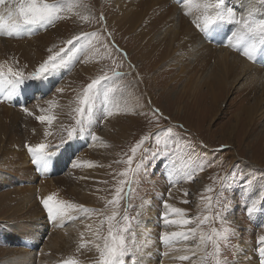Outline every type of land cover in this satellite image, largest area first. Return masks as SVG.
<instances>
[{
	"label": "rangeland",
	"instance_id": "374dc122",
	"mask_svg": "<svg viewBox=\"0 0 264 264\" xmlns=\"http://www.w3.org/2000/svg\"><path fill=\"white\" fill-rule=\"evenodd\" d=\"M109 1L116 7L105 15L103 12ZM119 1L95 0L94 10L90 0H64L59 4L60 18L55 23L35 28L25 25L19 34L13 31L11 35L5 32L0 35L22 40L32 38L38 29L54 31L61 29L63 23L66 26L72 20L76 22L78 34L71 29L73 35L58 41L56 38V43L45 50L36 65L30 62L27 68L24 64L22 68L27 75L36 71L49 55L68 48L66 41L74 34H89L88 39L80 40L65 56L68 67L60 68L44 81H25L11 96V85L6 84L0 91V103L10 109L9 115L15 116L6 120L4 115L8 114L0 105V120L5 122L0 128V134L6 135L3 139H9L12 146L19 145L24 152L31 146L45 143L49 145L47 151L56 153L48 160L46 168L35 163L36 176L32 180L24 176L22 182L12 179L1 171L2 168L9 170L10 166L0 165V178L10 180L0 188V206L5 204L0 209V264H62L69 259L79 264H98L100 250L96 245L103 248L104 238L108 236V217L113 212L117 213L111 221L113 231L130 224L129 231L124 233L126 244L135 252L140 264H145L137 248L151 244L134 239L145 220V209L151 207L160 228L183 232L182 228L189 233L188 240H180L178 247L195 250L179 255L183 264H238L242 247L251 248L245 252L252 260L254 258L255 264L264 263V254L259 251L264 247L259 241L264 235V44L257 42L254 59H249L243 45L234 47L229 43L237 25L225 24L219 32H201L196 26L200 18L196 21L191 13L185 16L181 13L185 4L192 6L195 0L191 3L188 0H156L164 8V3H168L176 9L178 14L171 13L169 17L176 18L175 28L181 27L180 22L186 20V28L182 29L187 31L180 37H173L171 32L165 36L166 27L161 29L162 25L157 27L152 23L150 11L145 9L147 6H130L126 0ZM156 1L151 0L152 5ZM196 1L201 2V13L204 3L217 2ZM19 2L7 0L3 7L0 5V10ZM47 2L56 4L57 0ZM99 3L102 9H98ZM82 4L87 10L84 15L79 12L84 9ZM225 4L233 7L239 16L247 11L250 0H225ZM66 6H73L77 14L83 16L81 20L74 17L63 22ZM256 8L257 15L264 14L259 0H256ZM2 11L8 16V12ZM157 15L163 17L160 11ZM94 28L98 30L87 32ZM222 54H226L225 59H221ZM4 62L0 59V64ZM101 75L111 79L98 86L91 116L86 112L83 117L85 132L80 134L76 123L80 119L76 112L79 100L87 85ZM209 77L215 85L202 83ZM107 87L115 90L108 93L106 101ZM106 111L112 115H106ZM41 115L54 116L55 120L51 124L41 122L38 120ZM73 128L77 130L76 139L62 148L52 147L61 139L66 140L67 131ZM89 129L96 136L95 140H91ZM145 136L150 139L138 149L134 162L129 165L131 149ZM0 154V160L10 155L6 150ZM74 163L80 166L73 167ZM129 168L133 171H128ZM42 178H51L53 187ZM58 182H64L63 191L61 185H56ZM30 187L38 191L39 203L52 194L56 200H62L64 213L72 219L60 227L55 223L45 226L39 218L32 219L28 226L17 224L23 217L20 214L26 210L16 214L13 210L20 204L18 197L29 195ZM121 188L123 198L113 204ZM56 191L65 192L67 197ZM164 200L183 210L182 214H171L167 210L169 220L188 219L190 223L177 228L172 223L165 224L161 216L165 211L162 208ZM253 201L255 207L249 213ZM74 226L77 230L71 228ZM26 250L36 252V257L28 261L21 259ZM164 261L157 260L158 264Z\"/></svg>",
	"mask_w": 264,
	"mask_h": 264
},
{
	"label": "snow or ice",
	"instance_id": "6c2138e0",
	"mask_svg": "<svg viewBox=\"0 0 264 264\" xmlns=\"http://www.w3.org/2000/svg\"><path fill=\"white\" fill-rule=\"evenodd\" d=\"M7 0H0V5L6 4ZM64 0H57L56 4H50L47 0H20L18 4H15L14 7H8L6 10L10 18H14V23L11 24L9 35L13 31L19 32L21 28L25 25L35 26H44L47 27L51 25L55 20L59 19L58 8L59 4L63 3ZM189 3L192 0H188ZM261 7H264V0H259ZM209 9H212V12H209ZM202 21V24H201ZM225 24H235L238 27L232 33V37L229 38V43L233 44L234 47H240L243 45V51L249 59H254V53L257 51V42L264 44V14L257 15L256 0H250V6L248 7L245 13L237 15V11L233 7H227L225 0H217L215 3H204L203 4V15L197 21V28L201 32H219L223 30ZM4 27L3 24H0V28ZM89 34L83 33L80 35H74L66 41L68 48H61L58 52H55L52 55H49L48 58L39 65L36 71L30 72L25 75L24 71L21 68L13 69L11 66H7V61L4 64H0V84H8L12 86L9 96L18 86L23 85L25 81L28 80H46L51 74L57 72L60 68L68 67V60L65 59L68 52H71L76 44L82 39H88ZM70 59V57H69ZM115 76L121 75L120 73H113ZM111 77L107 75H101L93 79L87 87L83 90L82 98L79 100V107L76 109V112L80 114V119L76 121L77 125L80 128V134L85 132L84 124V115L87 112L91 116L92 108L95 103V97L98 95V86L101 82H106L110 80ZM115 89L112 87H107L104 93V98L107 101L108 93L113 92ZM58 92H63L64 89H57ZM49 103H52L51 101ZM24 111L28 113V108L25 107ZM158 112V110H156ZM31 114V113H29ZM106 115H112L110 111H106ZM38 120L51 124L54 120V116L41 115L38 117ZM92 123L91 120L88 122ZM76 129H69L67 131V139H61L59 144L53 145L57 149L64 147L67 143L76 139ZM171 132V128L168 129ZM89 135L91 140H95L96 136L90 132ZM150 136H145L138 144L131 149L132 156L128 158V164L131 165L134 162L135 155L148 140ZM49 145L45 143L37 144L31 146L28 150L34 155V163H38L42 168H46L48 160L56 155L53 151H47L46 149ZM78 164H73V167H79ZM128 171H133L132 168H129ZM126 175V173H125ZM235 174H233L234 177ZM189 179L192 178L189 174ZM123 189L117 191V199L113 200V204H117L119 199L123 198L121 196ZM187 195V193H185ZM42 205L47 210V213L50 215V218L55 220L58 216L63 215L64 213V202L58 201L55 199V195H48L46 198L42 199ZM255 207V201H253V207L248 209V212L251 213ZM162 208L165 211H162L161 216L165 224H184L187 225L190 223L188 219L182 221L169 220V211L171 214H182L183 210L180 208L173 207L172 204L168 203L167 200L162 201ZM87 211V209H84ZM117 215L116 212H113L112 216L108 217L109 228L108 236L105 239L103 248L99 244L96 245V248L100 250V259L98 264H128V261H131V264H140L138 261L135 252H132V249L126 244L124 233L128 232L130 229V224L126 223L122 228H116L113 231L114 225L111 221ZM207 219V218H206ZM128 218L125 217V221ZM192 233L195 232V229L190 230ZM215 232V229L213 230ZM189 233L185 232H163L161 239L165 242H170L173 238L183 237L188 238ZM97 237L99 238L98 234ZM203 239V237H202ZM261 245H264V235L259 237ZM259 251L264 254V247H260ZM132 252V255L129 253ZM187 257H184L186 259ZM62 264H79V261L75 259H69L62 261Z\"/></svg>",
	"mask_w": 264,
	"mask_h": 264
},
{
	"label": "bare ground",
	"instance_id": "6f19581e",
	"mask_svg": "<svg viewBox=\"0 0 264 264\" xmlns=\"http://www.w3.org/2000/svg\"><path fill=\"white\" fill-rule=\"evenodd\" d=\"M119 0H117L118 2ZM124 1V0H123ZM130 6L132 5H142V6H147V8L145 9H148L150 11V16H151V20H152V23L157 25V27H161V29H165L164 32H167L166 34H164L165 36H168V32H171L172 33V36L173 37H180L181 35H183L184 33H186L185 29L183 31L182 28H186V20L184 19V14H189L191 13L193 19L195 18L196 21L200 18V16L202 17L203 13H201L199 11V8H201V2H198L195 0V3L193 2L190 6L189 4H185V6H183L181 8V13L184 15L183 16V19H184V22H180L181 23V27L179 28H175V25L177 26V23L175 22L176 18L173 20L172 18L170 19V15L171 13L174 14V16L176 14H178V12L176 11V9L174 10V8L170 5L168 6L167 4L164 3V5L166 6V8H164L162 5H159V3L156 1L153 5H152V2L151 0H126ZM163 2H165L164 0H162ZM110 2V1H109ZM116 2V1H115ZM120 2V1H119ZM154 2V1H153ZM75 3V2H74ZM90 5L92 6V8L94 10H96V8L93 6L94 3H95V0H90ZM126 3V4H128ZM188 3V2H186ZM87 4V3H86ZM83 5V4H82ZM102 3H99V8L98 9H102L103 7H101ZM106 5V4H105ZM123 5V4H122ZM2 6V5H1ZM84 6V5H83ZM112 6V7H111ZM118 6V5H117ZM130 6L126 7L130 9ZM191 7L189 9V7ZM3 7V6H2ZM80 7V6H79ZM105 7V6H104ZM115 4L111 1L109 4H108V7L106 8V10L103 12L105 13V15L108 13V11L111 10V8H115ZM120 7V6H119ZM122 7V6H121ZM176 7V5H175ZM181 7V6H180ZM188 7V8H186ZM136 8H139V7H136ZM166 10L167 11H164L163 10ZM187 9V10H184V9ZM2 9V8H1ZM119 9V8H118ZM141 9V8H140ZM159 10L161 13H162V16L163 17H160L159 15V11L156 12V10ZM189 9V10H188ZM66 14H65V17L62 19L63 22H65L64 20H70L74 17H79V19L83 16L77 14V11L73 9V6H66ZM93 10V11H94ZM128 10V9H127ZM131 10V9H130ZM184 10V11H183ZM2 11V10H0ZM85 11H87L85 9V6H84V9L83 11H79L82 15L85 14ZM102 11V10H101ZM101 11L99 12V14H101ZM123 11V10H122ZM120 11V12H122ZM183 11V12H182ZM2 12H6L7 13V10L4 9ZM134 12V11H133ZM132 13V11H131ZM137 13V12H136ZM127 14V13H126ZM104 15V14H102ZM161 15V14H160ZM138 16V15H137ZM173 15L171 17H174ZM107 17V16H106ZM122 18V17H121ZM186 18V17H185ZM77 19V20H79ZM87 19V18H86ZM182 19V20H183ZM81 20V19H80ZM126 20V19H125ZM131 19H129L130 21ZM134 20V19H133ZM132 20V21H133ZM12 21H14V18H10L9 17V14L8 16L5 15V14H2L0 12V24H3L4 27L0 28V35L1 33L5 32L6 34L9 33L10 31V25L13 24L11 23ZM131 21V22H132ZM177 21V20H176ZM179 21V20H178ZM181 21V20H180ZM57 22V21H56ZM62 22V23H63ZM68 22V21H67ZM72 20V22L68 23L66 26L64 25L65 23L62 24V28L61 29H56V30H39L36 33V35H34L32 38H25V39H22V40H18V39H6V37L4 36H0V59H2V61H7V66H11L13 69H16V68H22L24 67V64H27L26 67L28 68V63H32L34 65L37 64V62L41 59V57L43 56L45 50L48 51L47 49L49 48V46L52 44V43H56V38H57V41L59 38L61 37H69L71 35H73V33H71V29L74 30V32H77L79 29H78V26L74 25L76 22H74ZM109 22V21H108ZM128 22V21H127ZM136 22V21H135ZM139 22V21H138ZM137 22V23H138ZM147 22V21H145ZM195 22V21H194ZM55 23V22H54ZM96 23H98L96 21ZM151 23V24H152ZM61 25V23H60ZM124 25V23H123ZM130 25V24H128ZM140 25V23H139ZM65 26V27H64ZM134 26V24H133ZM6 27V28H5ZM140 27V26H139ZM5 28V31H3L2 29ZM35 28V27H34ZM41 28V27H40ZM129 28V27H128ZM132 28V27H131ZM24 29V28H23ZM30 29V28H29ZM178 29H182V31H178ZM198 29V28H197ZM96 28H94L93 30L91 31H88L87 32H95ZM24 32V31H23ZM28 34V30L26 31ZM55 34H54V33ZM80 32V31H79ZM13 33V32H12ZM17 33V32H16ZM33 33V34H35ZM145 33V32H144ZM150 33V32H149ZM4 34V33H3ZM5 34V35H6ZM19 34V33H18ZM25 34V33H24ZM27 34V35H28ZM78 34V32L76 33ZM191 34V33H190ZM13 35H16V34H13ZM75 35V34H74ZM189 35V34H188ZM193 35V34H192ZM7 36V35H6ZM30 36V35H29ZM152 36V35H151ZM191 36V35H190ZM11 37V36H10ZM17 37V36H16ZM19 37V36H18ZM172 37V38H173ZM199 37V36H198ZM24 38V37H23ZM148 38V37H147ZM152 38V37H150ZM160 38V37H159ZM197 38V37H196ZM162 39V38H161ZM198 39V38H197ZM54 41V42H53ZM158 41V40H157ZM162 41V40H161ZM160 41V42H161ZM63 42V41H62ZM152 42V41H151ZM154 42V41H153ZM159 42V43H160ZM163 42V41H162ZM259 43V42H258ZM62 44V43H61ZM165 44V43H164ZM206 44V43H205ZM258 45V44H257ZM158 46V45H157ZM161 46V45H160ZM259 46V45H258ZM262 48V47H261ZM163 49V48H162ZM262 51V50H261ZM14 52H17L16 54ZM184 53H188L187 51H185ZM14 54L17 55V60L14 59ZM194 55V54H193ZM225 56L226 54H222V58L221 59H225ZM45 57V56H44ZM260 58V57H259ZM196 60H199L198 58ZM18 63V64H15V63ZM36 62V63H35ZM31 64V65H32ZM32 67V66H31ZM30 69V68H29ZM22 70H26L24 68H22ZM33 72V71H32ZM57 75V74H55ZM180 76V75H179ZM187 77V76H186ZM207 77V76H206ZM206 77H204L202 80H204ZM180 78V77H179ZM174 80V79H173ZM203 84L205 83H208V84H211V85H215V82L214 80L210 81V77L209 79H206L204 82H202ZM25 84V83H24ZM3 85V87H0V91L4 90L5 89V86L6 84H0V86ZM21 90V89H20ZM23 90V89H22ZM21 90V91H22ZM16 91V90H15ZM13 97V96H12ZM2 104V105H1ZM0 105L5 108V106L3 105V103H0ZM6 110V113L8 115H4V118H6V120H10L12 119L14 116V114H10L9 115V112H10V109L8 108H5ZM22 115V113L20 114ZM3 116V115H2ZM2 119V118H1ZM20 119V118H19ZM18 119V121H19ZM10 122V121H9ZM3 124H5L4 121L0 120V128L3 127ZM26 126V125H25ZM2 129V128H1ZM1 131V130H0ZM6 135L5 134H0V153L3 154V152L6 150V152L8 154H10L7 158H1L0 160V165H3L4 164V167H7V166H10L9 167V170L5 171L4 168L1 169V171L5 172L6 174H9V176L12 178V179H15V180H18L22 182V177H26L27 179H33L35 176H36V172L34 171V165L35 163L33 162L34 160V155L30 152V151H27V152H24V151H21L20 148H19V145L16 144V146H12L11 143H9V139H3V137H5ZM8 136V135H7ZM33 137V136H32ZM48 138V136H47ZM118 140V139H117ZM14 141V140H13ZM5 143H9L8 144H5ZM21 147V146H20ZM19 148V149H18ZM12 149V150H11ZM1 155V154H0ZM7 156V154H6ZM89 157V156H88ZM93 159V158H92ZM89 162V161H88ZM87 166V165H86ZM39 168V167H38ZM41 171H42V168H40ZM49 171H52L51 168H48ZM35 172V173H34ZM40 172V171H39ZM76 174V173H74ZM40 175V174H39ZM38 175V176H39ZM79 176V175H78ZM70 177V176H69ZM35 179V178H34ZM70 179V178H69ZM42 180L50 185L51 187H53L52 185V179L51 178H42ZM64 181V180H63ZM71 181V179H70ZM10 182V180L8 179V177L4 180L2 178H0V188H2V186L5 184V183H8ZM20 182V183H21ZM54 182V181H53ZM45 185V184H44ZM56 185H61L60 186V189H64V182H58L56 183ZM55 183H54V186H56ZM7 187V186H6ZM22 187V186H21ZM47 187V186H46ZM50 187V188H51ZM55 189V188H54ZM71 190V189H70ZM30 193L29 195H21L20 197H18L20 200V204H18L14 210H13V214H16L18 212H23L24 210H26L24 213H21V215H23V217H21L18 221L17 224H29L32 219L34 220V218H39V221L40 223H43L45 226L47 225H50V224H56L57 226H62L63 223L65 221H67L68 219H72L71 218V215H68V214H65L63 213V215L61 216H58L55 220L51 219L50 218V215L47 213V210L43 207L42 203H39L37 202V192L36 189L30 187ZM63 191V190H62ZM58 194L60 195H63V196H66L67 194L64 192H60V191H56ZM11 194V193H10ZM6 196V195H5ZM9 197V196H8ZM67 197V196H66ZM61 198V197H60ZM6 199V198H5ZM76 200V198H75ZM2 202H4L5 200H1ZM62 201V200H61ZM71 202V201H70ZM76 202V201H75ZM73 203V201H72ZM74 204V203H73ZM76 205V204H75ZM80 205V204H79ZM3 206H5V204L1 205L0 206V209L3 208ZM18 208V209H16ZM152 208V207H151ZM150 208V209H151ZM8 209V208H7ZM6 209V211H7ZM148 209L146 208L145 209V220L143 221V223H141V225H139L138 229H137V234L135 235L136 236V239L135 242H141V241H148L151 246L149 247L148 244H143L141 247H138L137 249H139V258L142 260V261H146L145 264H158L157 260L161 258V260H165L164 261V264H183V260H180L182 259V256H179V255H185L186 253H191L192 250H195V248H186L185 245H184V248L188 249V250H183L182 249H179L178 247V243L180 242V240H186L185 238L183 237H176V238H173L170 242H165L163 241L160 237L162 235L163 232L167 231V232H180L176 230H168L167 229H162V227L160 228L159 227V221L157 219V216L155 214V211H152L153 209ZM5 211V210H4ZM2 213V212H1ZM158 215V214H157ZM44 217V219H43ZM77 217V216H76ZM15 221V220H14ZM23 221L25 223H23ZM38 221V222H39ZM55 221V222H54ZM176 221H180L178 219H176ZM36 223V222H35ZM32 224V223H31ZM171 224V223H169ZM173 224V223H172ZM42 225V224H41ZM174 226H182L181 224H173ZM28 226V225H27ZM30 228V227H29ZM73 230H77L76 227H71ZM70 228V229H71ZM181 228V227H180ZM43 229H45L43 227ZM18 230V228H17ZM23 230V229H22ZM85 230V229H84ZM68 231V230H67ZM181 231L184 232V230L181 228ZM26 232V231H25ZM51 232V230H50ZM21 233V232H20ZM28 233V232H27ZM60 234L62 232H59ZM42 234V233H41ZM19 235V234H18ZM30 235V234H29ZM75 236V235H74ZM70 237V236H69ZM188 240V239H187ZM40 241V240H39ZM31 242V241H30ZM53 242V241H52ZM55 244H56V241H55ZM241 246H245V245H241ZM65 248V247H63ZM250 247H246L243 248L242 247V252L241 254L239 255L238 257V260L240 263L238 264H255V262L249 257V254L245 251H247ZM23 249V248H22ZM26 249V248H25ZM245 249V250H244ZM251 249V248H250ZM37 250V249H36ZM46 250V249H45ZM22 251V250H21ZM36 252H33L31 250H26V251H23L22 255H21V259H25L26 261L28 260H33L32 258L33 257H36ZM255 255V254H254ZM66 257V256H65ZM18 258V256H17ZM170 258H172V261H170ZM256 259V258H255ZM89 260V259H88ZM168 261V262H167ZM36 262V261H35ZM264 262V261H263ZM12 263V262H11ZM83 263V262H82ZM25 264V262H24ZM26 264H29V263H26ZM161 264V263H160ZM261 264H264L261 262Z\"/></svg>",
	"mask_w": 264,
	"mask_h": 264
}]
</instances>
